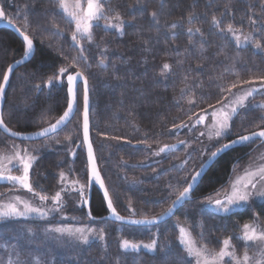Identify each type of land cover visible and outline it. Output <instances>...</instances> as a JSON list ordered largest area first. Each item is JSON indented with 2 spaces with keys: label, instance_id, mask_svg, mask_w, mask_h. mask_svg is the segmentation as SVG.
<instances>
[{
  "label": "trees",
  "instance_id": "16d2710c",
  "mask_svg": "<svg viewBox=\"0 0 264 264\" xmlns=\"http://www.w3.org/2000/svg\"><path fill=\"white\" fill-rule=\"evenodd\" d=\"M57 4L58 0H0V8L17 28L22 26L24 14L28 15V34L35 45L31 60L11 76L2 118L9 129L19 133L35 132L52 124L66 109L68 95L66 75L49 86L48 78L58 74L61 67H68L69 73L85 69L91 103V143L114 207L124 217L156 216L171 205L207 158L196 156L203 140L199 134L202 128L195 121L213 109L209 105L216 108L220 106L218 100L230 97L232 93L221 92V87L227 89L233 82L264 76L262 0H107V15L120 14L125 21L123 32L104 28V20L94 26L93 41H81L90 67L83 62L72 66L70 58L80 49L71 40L73 24ZM214 16L221 21L220 28L231 23L244 35L251 33L252 40L238 47L230 33H222L212 24ZM249 16L255 25L249 23ZM57 28L62 35H53ZM189 28L194 31L189 33ZM197 28L200 32H195ZM256 43H260L259 49ZM23 53L24 44L18 37L0 29V82L8 65ZM165 63L170 69L161 75ZM244 85L238 83L232 92ZM255 86L259 87L258 81ZM82 92L79 85L76 112L61 131L29 143L45 144L36 154L30 182L36 192L49 197L65 189L61 195L66 205L59 212L65 217L0 219V262L7 253L2 245L16 243L22 255L35 253L43 264H189L190 260L195 264L179 243L180 227L187 228L198 244L207 243L209 249L217 251L223 239L231 238L237 255L242 257L245 244L236 237L242 235L245 223L255 222L264 228V201L221 215L206 207L205 198L225 189L232 175L261 145L252 150L257 144L254 141L220 156L190 200L162 224L130 227L108 220L92 221L82 205L74 206L77 195L70 194V200L65 187L78 180L86 185L87 194L88 173L81 138ZM262 92L264 89L255 93L247 107L234 117L226 142L264 127L260 119L264 110L257 107L264 103ZM189 99L194 103L190 104ZM182 124L187 127H178ZM5 141L11 139L0 132V152L5 150ZM77 142L80 146L72 158L71 147ZM164 145H174V150L154 155ZM61 172L67 177L64 183ZM14 187L0 183V198L15 191ZM90 213L94 218L107 214L102 195L94 185ZM72 225L94 230L88 233L87 243L76 236L49 231ZM100 230L103 240L99 238ZM125 239L143 244L155 240L156 248L125 250L120 247ZM253 250L252 245L248 247V254Z\"/></svg>",
  "mask_w": 264,
  "mask_h": 264
},
{
  "label": "snow or ice",
  "instance_id": "6c2138e0",
  "mask_svg": "<svg viewBox=\"0 0 264 264\" xmlns=\"http://www.w3.org/2000/svg\"><path fill=\"white\" fill-rule=\"evenodd\" d=\"M107 0H87L86 7L82 5L81 0H58L57 7L59 10L63 12L66 20L69 23L74 24V30L71 33L72 43L80 49L78 55L72 56L70 59L72 61V66L77 67L81 62L87 65V57L84 56V48L81 44L82 40H86L91 43L93 41V28L98 25L100 20H104V28L114 29L118 33L123 32V27L125 21L122 20L119 13H116L114 17L107 15L109 9L106 8ZM262 6H264V0H262ZM153 18L156 17V13L153 12L151 14ZM7 19L9 24H13V19L6 17L5 12L2 8H0V20ZM249 23L251 25H255L256 21L252 20L251 16L248 17ZM115 21V22H113ZM212 24L217 28H220L221 21L218 20L215 16L212 18ZM173 27L176 25L173 24ZM31 27V22L28 18L27 14H24V21L21 27H18L16 30L19 35L23 38L24 43V59H27L33 51L34 40L28 34V29ZM221 32H227L232 35L234 38L236 45L239 47L242 43H248L252 40L251 33L244 35L240 29H237L233 26V24L229 23L226 28H220ZM189 33H192L194 30L192 28L188 29ZM195 32H200V29H195ZM63 32L61 29L57 28L56 32L53 35H62ZM243 36V39L241 37ZM255 47L259 49L261 47L260 43H256ZM68 59V57H65ZM234 59H238L234 58ZM22 60L16 61L17 64L22 63ZM103 60L100 61V64L103 65ZM90 67L91 65H87ZM170 69V65L165 63L162 66L161 75H164ZM13 70V66L9 65L7 70L3 73V80L0 82V95L4 93L5 86L9 82L10 73ZM85 69H81L76 71L75 74H70L68 67H61L58 70V74L51 76L48 78L46 82L47 85L53 83L54 80H60L62 76L67 75L68 82V100H67V108L63 112L62 115L55 121L53 124H49L47 127L42 130L34 133L36 136L47 137L50 133L56 132L61 126L66 125L70 122L72 115L74 114L75 102L77 100V93L74 89V85L78 79H82L84 82V111H83V143L87 146V157H88V176L89 181L95 180L97 184H99L100 188L104 190V200L107 204L108 212L114 216L117 220L125 219L123 216H120L117 213L116 208L114 207L113 200L109 195L108 189L105 187L104 182L100 176V173L97 169L96 159L93 153L92 144L89 141V111H88V80L84 75ZM259 82V88L254 86L256 82ZM238 83L248 84L250 87L242 93L233 94L234 98L229 100L228 102H224V100H218L217 103L220 105L219 108H215L212 105L209 107L213 108L211 113L212 116V124L207 125L208 128V138L212 140L213 138L222 139L226 133L231 130V123L237 115L241 112L242 109L247 107V102L250 98L254 96L260 89H264V76H260L258 78L252 80L245 81H237L233 82L228 86L227 89L221 87V92L227 91L228 93H232V89L238 87ZM37 89L40 88V85L36 86ZM183 92V89H181ZM190 104L194 103V100L189 99ZM257 107L264 110V104H260ZM261 121H264V116L260 117ZM205 117L202 115L195 121L196 124L204 123ZM194 126V125H193ZM178 127H187V125L182 124ZM0 128L6 133H9L11 136H18L20 133L14 132L7 127L4 119L0 116ZM205 133H200V135H204ZM68 137H66L67 139ZM256 139L264 142V127H260L258 131H253L248 134L238 135L236 140L230 141V143L222 144L220 147L216 148L215 151H212L208 154L206 160H202L199 170L195 172L191 176V180L186 181L187 186L183 188L182 191L178 193L176 199L172 201V205L167 209H164L156 216L149 218H145L144 220H133L132 223H153L156 220H159L161 217L171 214L173 212V207L176 204H179L189 198L190 191L192 190L194 184L199 180L202 170L204 169L207 162L217 156L218 153L228 149L232 144L237 143H249L254 142ZM180 143H184L180 141ZM174 145H164L158 149L154 155H159L165 151L172 149ZM15 151L12 155L5 156L4 154H0V180H6L11 182L14 186H19L22 189L27 190L30 193H33L35 197H38L41 201V206H33L31 202L28 200L22 199L20 196H15L8 202H0V219L6 217H17V216H27L28 214H36L40 217H45L48 215V211H45L44 202L51 199L52 204L54 206L51 210H60L62 208V192L65 189H61L57 191L53 196L49 197L46 194H42V192H36L33 188V185L30 182V169L33 166V163L37 159L36 156L32 155L27 149H19L18 146H14ZM260 159H264V155L260 157ZM13 161L18 162V164H13ZM9 165H13L14 168L21 170L20 175H12V168H9ZM61 182L64 183L67 181V177L63 172L60 173ZM71 185L73 186L72 190H77L76 185H79V193L81 199L84 203H87L85 197V187L86 185L79 184L78 180L71 181ZM253 197L264 198V164H259L255 168L249 166L246 168L242 175L237 176L234 180L230 181V190L226 192L224 197L219 198V193L216 194V198L214 199L212 195L206 197V201L209 205L214 206L217 211L228 213L231 212L234 207H239L244 204H247L249 200ZM22 205V208L19 207ZM203 227V225H199ZM30 231V230H29ZM49 231H53L60 234H68L69 236H76L77 239L82 240L87 243L88 236L85 234L92 233L94 230L91 228L83 229V228H69V227H56L54 229H49ZM242 235L236 237L238 240H242L245 244V252L242 257L237 255V251L234 245L231 243V238L223 239L219 250L209 249L207 243L198 244L196 239L192 237L190 231H188L184 227H180L178 240L180 245L182 246L184 252L187 257L191 258L195 261V264H229L225 258H230L231 264H264V228H261L257 223H245L242 226ZM78 234V235H77ZM202 238V233L200 234ZM99 238L103 240L104 233L103 230L99 232ZM249 242L258 243L260 245L257 253L256 259L253 261L252 257L248 255L247 248L251 245ZM144 248L153 250L156 248V241L153 240L150 243L143 244ZM120 247L125 250H136L141 247L140 244L131 242L129 240H122L120 243ZM11 264V262H10ZM191 264V260L189 261Z\"/></svg>",
  "mask_w": 264,
  "mask_h": 264
},
{
  "label": "rangeland",
  "instance_id": "374dc122",
  "mask_svg": "<svg viewBox=\"0 0 264 264\" xmlns=\"http://www.w3.org/2000/svg\"><path fill=\"white\" fill-rule=\"evenodd\" d=\"M81 3H82L83 6L86 7L87 0H81ZM73 26H74V24H73ZM241 39H243V37H241ZM244 44L245 43H242V45H244ZM47 86H49V85H47ZM248 87H250V85L246 84L243 87L239 88L237 91H233L232 94L230 95V97H228L224 102H228L229 100L233 99L234 98L233 94L242 93L243 91L247 90ZM261 95L264 96V92H262ZM248 102H247V105H248ZM262 104H264V103H262ZM219 107L220 106H218L216 108H219ZM212 111H213V109L208 114L204 115V117H205L204 123L198 124L202 128L200 133H202V132L205 133L204 135H201V139L203 140V143H201L202 144L201 150L199 151V153L196 154V156L199 159H202L203 157H207L208 154H210L212 152V150H216V148H218L222 144H224L226 142L225 139L229 136V132L230 131L228 133H226L225 136L222 139L213 138L212 140H210L208 138V128L206 126L212 124V116H211ZM5 143H6L5 150L0 152V154H4L5 156L12 155L14 153V151H15L14 146H18L19 149H21V150L27 149L32 155L38 157V155H36L37 152L39 151L40 147L45 145V144L40 145L38 143L29 144V143H25V142H18V141L12 140V139H11V141H5ZM249 143H251V142H249ZM249 143H245V144H249ZM245 144H243V145H245ZM79 146H80L79 142H77L75 144L74 143L72 144V147H71V157L72 158L75 157V151H76V149ZM253 149H255V148L253 147L252 150ZM172 150H174V148H172V149H170L168 151H165V152H163L161 154H166V153H168V152H170ZM262 155H264V144H262L259 148H257L254 151V153L251 156V158H249V160L232 175L230 181L234 180L237 176L242 175L244 170L246 168H248L249 166L255 168L259 164H264V159H260V157ZM34 163H33V165H34ZM13 164H18V162L13 161ZM9 168H12V171H11L12 175H20L21 174V170H18L17 168H14L13 165H9ZM31 169H30V172H31ZM29 176H30V173H29ZM0 183H6V184H10V185L14 186L11 182H8L6 180H0ZM92 183L96 184L94 179H93ZM65 187H67L66 195L69 197L70 200H71V198L69 196L70 194L73 195V196L71 195V197H74L75 195H77V200L75 198H73L74 206L81 207V205L83 203V200L80 197V193H79V190H78L79 186L76 185L75 187H76L77 190L74 191V190H72L73 186L71 185V182H68L65 185ZM14 188H15V191H12L11 193L5 194L2 198H0V202H5L6 203L9 200H11L13 197L20 196L22 199L28 200L29 202H31L33 204V206H41V201L39 200L38 197H35L33 195V193H30L27 190L20 188L19 186H15ZM229 190H230V182H229L228 186L225 189H222L221 191H218V192L212 194V196L215 199L216 198V194L219 193V198L222 199L224 197V195L226 194V192H228ZM84 191H85V189H84ZM86 195L87 194L85 192L84 199L86 198ZM263 201H264V198L253 197V198H251L249 200V202L247 204H244V205L239 206V207H234L232 209V211L228 212V213L217 211V209L214 206L209 205L207 201H205L206 202L205 204H206V207L208 209H210L211 211H213V212H215L217 214L225 215V214H230V213H232L234 211H238V210L245 209V208H248V207L252 208V207H254V205H257V204H259V203H261ZM44 204H45V211H48V215L45 216V217H40V216L32 213V214H28L27 216L6 217V218L44 220V219H47V218H49V217H51L53 215H59V216H61L60 219H64L65 216L61 215L59 213L60 210H51V211H49V209H53L54 208L52 202L50 204H47L46 202H44ZM65 205H66V202H64V199H63V196H62V206H65ZM19 207L22 208V205H20ZM69 228L75 229V228H82V227H78L77 225H72ZM58 234L59 235H65L66 233L65 234L58 233ZM85 234L88 236L87 232H85ZM66 235L69 236L68 234H66ZM69 237H75V236H69ZM138 244L141 245V247H139L138 249H141V248L142 249H146V248H144L142 246L143 243H138ZM249 244L253 246L254 250H253V254H248V255L250 257H252L253 261H255V259L257 258L256 257V253H257L260 245L258 243H253V242H249ZM17 247L18 246L16 245V243L12 244L11 246L2 245V249H5L7 253H6V256H4V260H2V262H0V264H10V262H11V264H43L42 261H40V257L37 254L33 253L31 255H25L24 256V255H22V253H20L18 251ZM147 250H149V249H147ZM225 259L227 261H229V264H231L230 258L226 257ZM0 260H1V256H0ZM194 263H195V261H194Z\"/></svg>",
  "mask_w": 264,
  "mask_h": 264
},
{
  "label": "water",
  "instance_id": "95a60500",
  "mask_svg": "<svg viewBox=\"0 0 264 264\" xmlns=\"http://www.w3.org/2000/svg\"><path fill=\"white\" fill-rule=\"evenodd\" d=\"M0 29H7V30L11 31V32H12L13 34H15V35L18 37V39L23 43V38L19 35L18 31L16 30L17 27H16L14 24H9V23H8L7 21H5V20H0ZM23 44H24V43H23ZM34 52H35V45H34V47H33L32 54H31L27 59H24V57L22 56L21 58L15 60V61H13L11 64H9V65H12V66H13V70H12V72L10 73V78H11L13 72H14L16 69H18L19 67H21V66L27 64V63L31 60V58H32L33 55H34ZM18 60H22L23 62L20 63V64H17L16 61H18ZM9 65H8V66H9ZM7 68H8V67H7ZM7 68H6V70H7ZM70 74H75V72H74V73H70ZM2 80H3V79H2ZM9 80H10V79H9ZM8 84H9V82H8L7 85L5 86L4 93H3L2 95H0V116H2V107H3L4 98H5V93H6V90H7ZM65 84H66V89L68 90L67 75L65 76ZM79 85L82 86V91H83V92H82V104H81V138H82V144H83V149H84V153H85V159H86V165H87V173H88L87 146L84 145V143H83V128H82V124H83V111H84V100H83L84 82H83L82 79H78V80L76 81L75 85H74V89L76 90V93H77V89H78V86H79ZM87 87H88V96H89V85H87ZM258 88H259V87H258ZM67 95H68V92H67ZM90 107H91V103H90V96H89V99H88V111H89V141H90V143H91V137H90ZM66 108H67V107H66ZM76 109H77V100H76V102H75L74 114H75V112H76ZM65 110H66V109H65ZM65 110H64V111H65ZM62 114H63V113H62ZM62 114H61V115H62ZM74 114L72 115L71 119L73 118ZM71 119H70V121H71ZM56 120H57V119H56ZM56 120H55V121H56ZM55 121H54L53 123H55ZM53 123H52V124H53ZM68 123H69V122H68ZM68 123H67V124H68ZM67 124H66V125H67ZM66 125L61 126L60 129H58V130H57L56 132H54V133H50L47 137L36 136V135H34V133H36V132L42 130L43 128L40 129V130H38V131H35V132L20 133V135H18V136H11L9 133H6V132L3 130V128H0V132H1L2 134H4L6 137L10 138V139H13V140H16V141H19V142H28V143H32V142H38V141L44 140V139H46V138H49V137L55 135L56 133H58L59 131H61ZM46 127H47V126H46ZM44 128H45V127H44ZM12 131H13V130H12ZM256 131H258V130H256ZM14 132H16V131H14ZM18 133H19V132H18ZM247 134H248V133H247ZM236 139H237V137L232 138V139H230L229 141H227V142H225V143H230V141H232V140H236ZM255 141H257V144L254 146V148H256V147L259 146V145L264 144V142H261V140H259V139H256ZM225 143H224V144H225ZM91 144H92V143H91ZM243 144H245V143L232 144L228 149H225L224 151L218 153L217 156H215L213 159L209 160V161L207 162V164L205 165L204 169L202 170V173H201V176H200L199 180L196 182V184H194L192 190L190 191L189 198H188L187 200H185V201L179 203V204H176V205L173 207V212H172L171 214L165 215V216L161 217L159 220H156V221L153 222V223H147V222H145V223H132L133 220H144L145 218H134V217H124V216H123V217H124L125 219H123V220H117L114 216H112V215L108 212V210H107V214H106L105 216H103V217H101V218H94V217L91 215V213H90V202H91V191H92V186L94 185V186L97 187V189L99 190V192H100L101 195H102L103 200H104V190L100 188L99 184H97V183H96V184H93V183H92L93 180L89 181V176H88L87 195H86V198H85V199L87 200V203H84V201H83V203H82V207H83V209L85 210V214H86V216H87L90 220H92V221L108 220V221H111V222H114V223H117V224H121V225H125V226H130V227H152V226H156V225L162 224V223H164L165 221H167V220H169L170 218H172V217L176 214L177 210H178V209H179V208H180L185 202H187V201L190 200L193 191L196 189V187L198 186V184L200 183V181L202 180V178L204 177V175L206 174V172L209 170V168L213 165V163H214V162H215L220 156H222V155H223L224 153H226L227 151H229V150H231V149H233V148L239 147V146H241V145H243ZM92 148H93V146H92ZM214 151H215V150H214ZM93 153H94V149H93ZM94 156H95V153H94ZM95 159H96V158H95ZM206 159H207V158H206ZM206 159H205V160H206ZM96 165H97V162H96ZM97 169H98V171H99L98 165H97ZM197 170H199V168H198ZM99 173H100V172H99ZM194 174H195V173H194ZM100 176H101V174H100ZM101 178H102V176H101ZM102 180H103V179H102ZM190 180H191V178H190ZM103 182H104V181H103ZM104 185H105V184H104ZM186 186H187V185H186ZM175 199H176V198H175ZM175 199H174V200H175ZM104 203H105V206H106V209H107V204H106V201H105V200H104ZM171 205H172V203H171ZM171 205H170V206H171ZM120 216H121V215H120ZM149 219H150V218H149Z\"/></svg>",
  "mask_w": 264,
  "mask_h": 264
},
{
  "label": "flooded vegetation",
  "instance_id": "af4514ba",
  "mask_svg": "<svg viewBox=\"0 0 264 264\" xmlns=\"http://www.w3.org/2000/svg\"><path fill=\"white\" fill-rule=\"evenodd\" d=\"M2 79H3V77H2ZM11 79V78H10ZM10 81V80H9ZM1 82H2V80H1ZM8 86H9V84H8ZM8 88V87H7ZM4 103H5V98H4ZM4 103H3V107H4ZM3 107H2V112H3Z\"/></svg>",
  "mask_w": 264,
  "mask_h": 264
}]
</instances>
